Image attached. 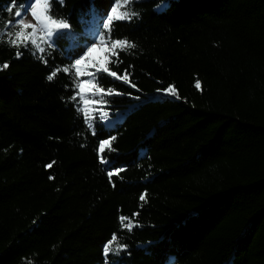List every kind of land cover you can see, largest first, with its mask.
Masks as SVG:
<instances>
[{
	"label": "trees",
	"instance_id": "1",
	"mask_svg": "<svg viewBox=\"0 0 264 264\" xmlns=\"http://www.w3.org/2000/svg\"><path fill=\"white\" fill-rule=\"evenodd\" d=\"M164 2L119 0L117 15H135L113 26L127 43L106 66L127 69L136 87L99 74L95 136L73 107L80 98L69 100L83 81L75 70L46 79L71 69L76 45L38 39L45 64L33 46L10 44L17 29L0 27V264H105L112 234L107 264H264V0ZM49 3L81 45L99 41L115 6ZM102 111L110 122L96 120ZM97 138L110 140L111 163L100 162Z\"/></svg>",
	"mask_w": 264,
	"mask_h": 264
},
{
	"label": "snow or ice",
	"instance_id": "2",
	"mask_svg": "<svg viewBox=\"0 0 264 264\" xmlns=\"http://www.w3.org/2000/svg\"><path fill=\"white\" fill-rule=\"evenodd\" d=\"M61 4H63L64 0H59ZM132 3L135 2V0H131ZM125 3H129V0H125ZM115 6L110 7V12L107 14H104V18L99 21L100 27L106 31L98 32V38L100 44H106L110 43V47L113 50L111 52V56L117 57L116 63L119 64V56L116 49L119 47L121 50L123 49V45L127 43L126 40L121 39L119 37H111V32L113 31V26L118 21H126L131 20L135 13H129V12H122L121 14L117 15V7L120 6L119 0H114ZM167 7L164 0H158L157 5H155L156 10H163ZM5 12H8L11 14V16L7 20H0V27H3L6 32L5 34L8 37L13 36L12 29H18L15 31V39H11L9 42L12 46L19 48V46H23L27 48L29 45L33 46V55L37 56L38 59L42 60L45 64L48 63V60L42 55L45 53V47L41 45V43L38 42L41 41L43 44H46L49 48L54 46L58 41H72L76 46L73 53V60H70L71 63V69L69 67H55L53 70H50V74L47 75L46 79L48 81H53V79L57 76L59 72L64 73H70L73 69L75 70V77L79 79L81 76H89L90 79L87 81H81L78 84H76V88L79 89V91H75L73 95L69 98L70 101H77V98L79 97V103H82L84 107H79L78 104L74 103L73 107L76 108L78 112L83 113V119L84 123L88 126V128L91 130L92 135H96V130L93 126V121L90 118V113L87 109V105L89 104V99H85L83 97V91L85 84H91L92 85V102L98 103L100 101L104 100V96L100 95L102 93H105V89L99 85V74L105 73L108 76L112 77L114 80H123L124 82H127L130 87L135 88V84L131 82L129 79V73L127 69H124L123 76H119L116 71L110 70L107 66H104L101 68L99 65L93 64L90 66L91 69L89 71L81 72L80 65L85 62L93 50L97 47V42L95 40H87V43L84 45L78 44L76 42V34L72 32V25L67 21V19H57L53 18L54 14L51 12V7L49 0H24L23 3L18 4L17 0H8V4L3 9ZM33 17L35 20V23H26V17L29 15ZM85 19L87 20V15L85 14ZM26 29H31V32H26ZM108 37V39H106ZM81 39H84L81 37ZM90 45V46H89ZM128 47L134 48V44H128ZM23 53L17 50L16 52V58H20V56ZM41 54V55H38ZM112 61L109 60V63ZM9 64L7 62L3 63L2 66H0V69L6 70L8 69ZM131 67V66H129ZM95 81V83H93ZM197 87H199V84H197ZM163 91L158 89V92H160L161 95H171L174 98H179L178 93L174 87L171 86H162ZM139 91V89H137ZM107 94L111 95L113 94V89L108 88ZM115 94H123V93H115ZM128 95H132L131 93H128ZM97 97L99 99H97ZM136 99H139V97H136ZM108 112L102 111L101 114L96 117L97 121H106V117H108ZM111 139H115V137H112ZM97 144L99 146V159L100 162L103 164L111 163L106 157L103 156V153L105 151V147L108 146L110 149V140L104 139L100 140L97 138ZM48 168L52 167V164L49 163L47 165ZM123 170V166L120 168H117L115 171L109 170L107 175L111 181V177L114 175H119V172ZM52 178L51 176L49 177ZM140 201L146 200V195L141 194L139 196ZM121 221V225L124 228H127L128 231H132L133 229V223L131 220L128 221V223H124L125 220H127V217L120 216L119 217ZM117 240V236L115 234H112L110 239L105 242V244L102 247V252L105 257V264H107V257L110 252H112L114 249L112 248V242ZM126 245H118L116 251L118 252L120 249L125 248Z\"/></svg>",
	"mask_w": 264,
	"mask_h": 264
},
{
	"label": "rangeland",
	"instance_id": "3",
	"mask_svg": "<svg viewBox=\"0 0 264 264\" xmlns=\"http://www.w3.org/2000/svg\"><path fill=\"white\" fill-rule=\"evenodd\" d=\"M26 23H35V20L33 19V17L30 15V11H29V15L26 17ZM18 30V29H17ZM26 32H31V29H26ZM97 42V47L93 50V52L91 53V55L89 56V58L83 62L80 65V70L81 72H85V71H89V70H93L91 69L90 66L93 64L99 65L101 68H103L104 66L107 65L109 59H110V54H111V49L109 46L105 45V44H100L99 41ZM81 79L83 81H87L90 79L89 76H81ZM92 85L91 84H85L84 87V91H83V97L85 99H89V104L87 105V109L90 113V118L92 116H94L97 111L99 112L98 109V105L97 103H93L92 102V91L93 89L91 88Z\"/></svg>",
	"mask_w": 264,
	"mask_h": 264
},
{
	"label": "bare ground",
	"instance_id": "4",
	"mask_svg": "<svg viewBox=\"0 0 264 264\" xmlns=\"http://www.w3.org/2000/svg\"><path fill=\"white\" fill-rule=\"evenodd\" d=\"M79 78H81V77H79ZM92 88V87H91ZM81 105H82V107H84V105L81 103Z\"/></svg>",
	"mask_w": 264,
	"mask_h": 264
},
{
	"label": "built area",
	"instance_id": "5",
	"mask_svg": "<svg viewBox=\"0 0 264 264\" xmlns=\"http://www.w3.org/2000/svg\"><path fill=\"white\" fill-rule=\"evenodd\" d=\"M80 107H82V105L80 104Z\"/></svg>",
	"mask_w": 264,
	"mask_h": 264
}]
</instances>
